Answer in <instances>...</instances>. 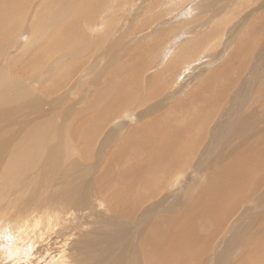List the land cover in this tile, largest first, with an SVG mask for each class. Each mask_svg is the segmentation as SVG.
I'll return each mask as SVG.
<instances>
[{
	"label": "bare ground",
	"instance_id": "bare-ground-1",
	"mask_svg": "<svg viewBox=\"0 0 264 264\" xmlns=\"http://www.w3.org/2000/svg\"><path fill=\"white\" fill-rule=\"evenodd\" d=\"M23 1L0 0V22L3 20L2 12L17 11ZM103 1L107 0H96L97 3ZM142 1L132 3V7L137 9L135 13L141 11L138 5ZM147 1L150 4L148 14L152 13L154 17L152 22L145 21L140 32L160 26L162 19L164 25L170 20L168 12H160L162 3L159 0ZM209 1L215 4L206 5ZM25 2L26 5L37 6L32 15L38 29L53 8L59 12L60 18L65 14L64 11L68 15L52 27L47 44L33 51L28 62L15 72V77L31 83L27 74L34 73L33 78L38 76L39 81L43 82L46 78L40 74H49L51 65L61 59H54L55 55L46 51L64 46L70 56L64 59L63 67L70 69L71 73L63 79L69 78L75 83L76 76L81 72L78 81L70 88H79L84 80L88 84L86 88L82 86L81 90L72 91L70 96L78 94L82 101L88 98V103L81 107L85 111L82 116L76 115L69 106L60 111L66 101V94L65 98L61 97L50 86L46 91L52 99L36 98L29 101L19 96L21 90L15 88V85H2L4 75L0 72V165L8 168L0 175V218L19 215L14 229L7 222L0 221V264H21L22 261L27 264H71L67 262L72 258L69 253L71 250L75 252L73 256H80L74 264H102L108 259V251L95 254L93 250L99 246L90 243L93 233L97 231L90 219L97 222L101 218L106 202L95 203L89 208L86 216L79 219L86 220L84 225L82 221L75 222L69 230L59 234L62 242H55L58 246L56 254L46 256L37 249L45 241L40 238L42 227L50 231L61 230L71 212H83L75 204L83 199L75 203L67 202L61 198L60 193L76 177L86 180V170L90 165L97 170L98 174L94 172L96 175L103 172L98 179V186L92 189L94 193L100 194L104 190L108 192L110 182L120 185V192L128 203L119 199L120 204L116 202V207H129L131 212L144 218L137 220L138 223L144 221L145 230L134 234V239L140 236L141 240L137 241L132 255L141 252L143 239L147 236L151 260L149 262L146 257H139L135 264H181L180 259L175 257L176 250H169L168 247L181 246L193 236L192 232L203 220L209 222L211 231L205 234L204 227L198 234L197 244H190L188 248L196 251L198 245H202V254L208 253L210 258L205 260L207 256L201 254L197 263L189 261L188 264H264V83H261L259 89L253 88L255 81L264 75L261 72L264 70V0H203L196 7L197 12H202L200 17L192 19L195 29L192 27V31L182 33L173 43L165 46L157 33L155 40L147 42L146 49V43L143 42L133 47L137 39L132 46L119 42L108 53L105 51L112 42L109 38V16L113 14L106 15L103 21H94L93 3H84L83 9L77 12L66 5V0ZM114 8L115 5L109 6L107 14L113 12ZM208 8H211L212 15H207ZM84 11L87 12L84 14ZM191 11L189 9L185 12ZM120 19L127 22L128 14L121 13ZM228 20H231L230 26ZM117 22L120 23L118 19ZM240 24L245 27V35L240 44L227 46L230 49L227 50L225 42ZM208 25L211 28L205 29ZM103 27H107L104 33ZM180 28L182 26H176L163 34L167 33L170 37ZM121 30L118 39L128 41L132 38V30L124 27ZM186 34H193L191 37L194 39L185 41L189 38ZM212 38L220 39L223 49L215 52L209 62L207 59L210 56L206 59L193 86L205 90L207 84L217 82L225 88L230 85V89L226 96L219 94L209 100L205 96L203 105L215 106L210 114L212 121L222 110L216 127L205 131L202 145L206 140L212 141L211 148L207 149L187 140L174 128L172 122L179 117L174 108L182 89L192 83H186V76L195 64L201 63V56L198 55H201L200 51L206 41ZM182 39L184 43H181ZM97 44H100L101 54L113 58L110 62L105 60L101 70L105 75L99 80L87 76L88 73L92 76L94 72L89 70L93 64L86 51L90 45ZM10 53L12 55L13 51ZM77 55L81 58L79 61L71 60ZM224 57L226 61L219 62ZM8 62L7 58H0V69ZM61 67L62 62L56 66L49 82L58 80L57 72ZM237 74L241 81L234 83ZM128 88L132 92L126 90ZM188 101L191 100L188 98ZM47 103L54 106H49L50 112L41 110ZM140 108L144 110L137 112ZM124 113L125 118L122 116ZM104 115H112V118L100 133L99 127ZM156 115L158 119H150ZM145 123V131L150 132V135H138L130 128V125L136 128ZM72 126L73 129H70ZM190 128H193L192 120ZM67 133L74 143L76 156L68 150ZM100 138L105 145L111 144L113 151L104 161L96 151L95 139L99 142L102 140ZM163 140L168 144L167 152L162 150ZM87 148L88 152L84 154ZM195 149L194 166L192 162L185 165V160L193 159ZM30 151L34 153L33 156L28 155ZM211 153L221 158L226 156L228 164L223 166L221 163L223 167L215 168ZM38 156L46 160L43 169L38 166ZM234 159L241 161L236 163ZM81 160L88 162L87 169L79 165ZM252 168L258 172L254 178ZM211 171L215 172V176L210 174ZM183 174H188L190 180L186 181ZM48 175L58 181L55 184L57 189L50 194H44L46 191L40 194L39 190L32 187H37ZM221 177L226 178V182L214 187ZM251 177L253 181L250 183ZM258 180L259 183L256 182ZM207 182L208 185L195 196L192 194L193 187L206 185ZM134 183H139L138 187L146 192L144 198L132 195ZM43 187L46 186L43 185L40 190H44ZM82 187L80 182L74 197L81 194ZM85 191L82 192L83 198ZM37 198L51 203L46 205L34 202L33 199ZM230 212L234 214L229 216ZM221 218L227 222L222 233L217 234L218 224L215 221ZM82 228L84 231H81ZM121 238L126 244L132 242L128 234H123ZM207 244H211L209 250ZM117 247L113 248L114 252L119 250ZM184 248L186 244H183L181 250L189 252L193 259L197 258ZM92 254L100 260L98 263H94ZM122 257L126 259L124 255Z\"/></svg>",
	"mask_w": 264,
	"mask_h": 264
},
{
	"label": "rangeland",
	"instance_id": "rangeland-1",
	"mask_svg": "<svg viewBox=\"0 0 264 264\" xmlns=\"http://www.w3.org/2000/svg\"><path fill=\"white\" fill-rule=\"evenodd\" d=\"M25 1L26 0H24L23 3L20 4V7L17 11H4L1 13L3 20L0 22V58L2 60L5 58L9 60L8 64L2 69H0V72L4 75V78L1 81V84L2 85H15V88H17L18 90H21L19 96L22 98H26L29 101H34V99L36 98L52 99L49 96L48 92L46 91V88L50 86V88L54 92L58 93L61 97L65 98V94H66V101L63 104L62 108H60L61 109L60 111L66 110L67 106H69L72 108L73 112L76 115L82 116V114H84L85 111L82 110L81 107L85 106L88 103V98L82 101L80 100L78 94H74L70 96V93L72 91L81 90L82 86L86 88L88 84L84 80L80 84L79 88L77 89L70 88L74 86V84L78 81L79 77L82 75L81 72H79L78 75L76 76L75 83L72 82V80L69 78L63 79L65 76H68L71 73L70 69H66L63 67L64 59L70 56V53L67 50H65L64 46H57L52 50L46 51V53H51L55 55L54 59L58 57H60L61 59H57L51 65L52 70L49 74H47L46 72H44L43 74H40L41 77L46 78L45 80H43V82L39 81L38 76H36L34 79L33 78L34 73L27 74V76L31 78V83L33 84L28 82L29 80L25 81L23 79L16 78L14 75L15 72L20 67H22L28 62V60L31 58L33 54V51L37 47H43L47 44V38L51 33L52 27L56 25L60 20H62L65 16L68 15L67 14L68 12L64 11L65 14H63V16L60 18L59 12L53 8L48 18L44 20V23L41 26V28L38 29L36 24L34 23V19L32 15V13L36 11L37 6L34 4L26 5ZM135 1L137 0H107V1L97 3L96 0H66V5H69L75 11L80 12V10L83 9L84 3H93L94 4L93 10L95 11L94 21H97V20L103 21L106 18V15H110V14L114 15V16H109L110 17V20H109L110 37L109 38L111 39L112 42L110 43V46L105 51V53L110 52L113 48L118 46L119 42L126 43L125 46L127 45L132 46L133 41L137 42L136 41L137 39H138V42L135 43L133 47H135L139 42H143L144 44L146 43L145 44L146 46L145 49H146L148 46L147 42L151 43L153 40H155L157 33H158V38L162 39L163 44L166 46L168 43H173L178 36L182 35V33L187 32V31H192L193 29H195L192 21L194 20V18L200 17L199 14L202 13L200 11L197 12L198 8L196 7H198V4L200 2L202 3L203 0H191L192 2L190 0H188L190 2H188L187 0H159L162 3L160 12H164V11L168 12L169 14L167 15H168V18H170V20H167V24L164 25V21L162 19L160 22V26H158L159 28L156 26H153L151 30L140 32L141 31L140 29H142L143 27L142 25L145 24V21L148 20V22H152L154 15L152 13L148 14L150 12V10L148 9L150 7V4H149V1L147 0H143L138 5V7L142 9L140 12L136 11L135 13L134 10L136 9V7L135 8L132 7V3H134ZM183 2L184 4H182ZM205 4L208 6H211L215 4V2L209 1ZM113 5H115L113 12H110L107 14L109 10V6L112 7ZM191 5H193V7ZM181 6L183 9H186V10H182ZM189 9H191L193 13L192 11L188 13L185 12ZM156 11L158 13V10ZM86 12L87 11H84L83 13L85 14ZM121 13L125 15L128 14L127 22H124L122 19L119 20V16L121 15ZM146 13L147 15H145ZM71 14H77V13L71 12ZM142 14H144L145 16H142ZM207 15H212L211 8H208ZM79 16H82V14H80ZM134 16L136 17L135 19H133ZM186 16H188L189 18ZM117 19L120 23L117 22ZM216 22L213 21L212 23H216ZM230 23H231V20H228V23H227L228 26H230ZM176 26H182V28H180L170 37L168 36L167 33H165V35L163 34L164 31L172 30ZM123 27L126 30L130 29L134 32L132 35V38L129 39L128 41L118 39L120 35L122 34L121 29ZM192 27L194 28L192 29ZM103 28L104 29L102 30V33L106 31L107 27H103ZM209 28H211L210 25H208L205 29H209ZM192 35L193 34H186L185 36L189 38L186 39L185 41L190 42L191 40H193L194 37L192 39L191 37ZM244 35H245V27L243 24H240L238 28L231 33L229 39L225 42L224 46L227 48V46L240 44L242 41V37ZM106 39L107 38H105V40ZM183 40L184 39L181 40V43L185 42ZM221 44H222V41L220 39L213 40L212 38L206 41L204 47L200 51L201 55H198V56H201V63L197 65L195 64L193 66L194 68L191 69L192 71H190V73L187 75L189 77L186 76V79H187L185 80L186 83L188 82H192V83H189L188 88L182 89L178 97V104L174 108L179 113V117H176L172 122V125H175L174 128L179 133L183 134L187 140L193 141L195 143H199L200 145H202V142L204 140L205 131L207 129H214L216 127L215 124L220 114L222 113V110H220L216 118L212 121L210 114L213 111L215 106L214 104L207 105V106L203 105L205 101V96L207 95L206 97L208 98V100L219 94L221 95L223 94L226 96L229 94L230 85L225 88L224 86H221L217 82H212L211 84L206 85L205 90H202V88L200 87L193 86V83L194 81H196V78L200 74L199 71L201 70V68L205 66L206 59L210 56L207 59L209 62L210 59L213 58L215 52L217 51L219 52L223 49V46H220ZM99 47H100V44L90 45L88 48V51H86V53H88V58L90 59L89 61L92 62L93 64V67L90 68L89 70L94 72L92 76H90V73H88L87 76L91 78L96 77V80L103 78L105 75V73L101 71L103 69V66L105 65V60L106 62L107 61L110 62L113 59V58H110L109 55L101 54L99 52L100 51ZM206 47H208L207 50H205ZM227 50H230V49L227 48ZM11 51H13L12 55L10 53ZM203 52H205V54ZM80 59L81 58L78 55L71 58V60L73 61H79ZM103 61H104V64H103ZM224 61H226L225 57L219 62H224ZM60 62H62V67L57 72L58 80L49 82L48 80L49 77L54 73L56 66ZM261 72H264V70H262ZM238 80L241 81V77L239 74L236 75L234 83H239ZM34 82L36 83L34 84ZM262 82L264 83V75L255 81L253 88L259 89L261 87ZM127 87L128 85H126V88ZM126 90H128L129 92H132L131 88H128ZM188 98L191 101H188ZM160 99H157L156 101ZM49 106L54 107L52 104L47 103L45 108L41 110H47L50 112ZM140 109L137 110V112L138 111L141 112L144 110V108H140ZM70 115H74V114L71 113ZM122 116L125 118L126 113H124ZM111 118H112V115L103 116L102 123L99 127L100 133L102 132V130L104 129V127L106 126V124ZM150 119H158V116L156 115ZM190 120H192L193 128H190ZM58 121L63 122V124L65 123L62 119H59ZM145 127H146V123L144 125L137 126L136 128L134 125H130L131 130L134 131L136 134L150 135V132L145 131ZM113 128H116V127H113ZM70 129H73V126L70 127ZM49 132H50V129H49ZM83 135L84 134L80 135L78 137V140H80L81 136ZM66 137H67L66 144H67L69 152L73 154L74 156H76V149L74 148V143L72 141V138L70 137L68 133L66 134ZM181 139L183 140L182 137ZM97 140L98 139H95V144L97 145L96 151L100 154L99 156L101 160L104 161L113 152L111 150V144L105 145L103 143V139L99 142H97ZM202 146L206 147L207 149H210L212 146V141L206 140L204 141ZM196 149L193 154V159L189 158L188 160H185V165H189L192 162V165L194 166L196 162ZM162 150L165 152H167L168 150V144L164 140L162 141ZM87 152H88V148L86 149L84 154H86ZM28 155L33 156L34 153L30 151ZM211 157L215 163V168H221L224 165L228 164L226 162V156L221 158V157H217V155H215L214 153H211ZM240 161L241 160L234 159V162L236 163ZM221 163H223V166L221 165ZM79 165L83 169L88 168V162L86 160L79 161ZM38 166L42 169L46 167V160L43 157L38 156ZM254 166H257V165H254ZM253 168H252L253 170L252 177L254 178L255 176H257L258 172H256L255 169ZM7 169L8 168L5 167V165L1 164L0 165V175H2ZM90 169H91V172H90ZM95 171L97 172V170L93 169V167L90 165L89 169L86 170V174H85L86 180H83V179L80 180V178L76 177L74 181H70L69 184L65 185L64 191L60 193L61 198L67 202H74V203L75 201L83 199L82 202L75 203L76 206L79 209H81L83 212L76 213V214L71 212L66 224L61 230H58V231L51 230L50 231V229L46 228L45 226L42 227L40 231V238H44L45 241L42 244H40L37 247V249L46 256H48L49 254H56L58 246L55 244V242L57 243L62 242V239L58 237L59 234L61 232L69 230L70 226L74 224L75 222L79 223L80 221H82L84 225L86 220H79V219L86 216L89 208L95 203L106 202L107 206L102 209L104 214L101 216V218L97 219L98 220L97 222L95 219H90V221L94 223V228L97 230L95 231V233H93V236L90 239V243L93 242L99 246L98 249L93 250V253L103 254L106 251H108V259L104 260L102 264H135V260L139 257H146L148 261L150 262L151 259L149 258V249H151V247L148 246L147 236L143 239L144 246H142V248L140 249L141 252L137 253L136 255H132L134 251L133 250L134 246L136 245L137 241L141 240L140 236L137 239H134V234L136 233V231L145 230L144 221H142L141 223H138L137 220H140V219L144 220V218L140 215H136L133 212H131L129 207H123V208L116 207V202L119 203V199L124 200L125 204L128 203L127 199H125V197L120 192V189L122 188L120 185L117 186L116 184H113L112 182H110L109 183L110 186L108 187V192H104L105 191L104 190L100 194L94 193L92 189H95V187L98 186V179L103 174V172L102 173L99 172V175H96L94 173ZM28 174L29 173H27L26 175L28 176ZM188 174H183L186 181L190 180ZM210 174L212 176H215L214 171H211ZM198 176L202 177L200 175ZM252 177H251V181H249L250 183L253 181ZM239 178L241 179L242 177H239ZM57 182L58 181H56L54 177L51 178L48 175L45 181L41 182L37 187H32V188L34 190H39L38 192L40 194H43L45 191L46 192L44 194L46 193L50 194L52 190L57 189V186L55 185ZM80 182H82L83 184V187L81 188V194L78 197L77 196L74 197V192L76 191V189L79 188ZM224 182H226V178L221 177L219 178L217 183L214 184V187L218 186L219 183L223 184ZM256 182L259 183V180ZM43 185H45L46 187H43L44 190H40V188ZM155 185H158V183L155 182ZM207 185H208V182L206 183V185L199 184L193 187L191 189L192 194L195 196L199 190H201ZM138 186H139V183L133 184L132 195L134 196L135 194L136 197L144 198L146 195V192L143 189L139 188ZM32 188H30L29 191ZM84 189H86V191H85V196L83 198L82 192L84 191ZM184 192L185 191L183 190V193ZM33 201L38 202V203L41 202L46 205L51 203V201H46L40 198L33 199ZM96 205L98 206V204ZM230 214H234V213L233 212L228 213L229 216ZM27 217L29 218L30 215H28ZM18 218H19V215L17 214L15 217L0 218V221L7 222L10 225V228L14 229L15 227L14 223L18 222ZM21 221H23V219ZM202 222L199 223L197 225V228L192 232L193 236L190 239H188L190 242L188 240H185L183 243V244H186V248L184 249H187L188 251L195 254L197 257L196 259H193L192 255L189 254V252H187L186 250H181V248H183V244L181 246L175 245V246L168 247L169 250H173V249L176 250L175 257L180 259L181 264H188L189 261H192L193 263H197L198 257L201 256L203 252L201 251L203 247L202 245H198V248H196V251L193 250L191 247L188 248V245L197 244L198 234L203 231L202 229L204 227H205L204 228L205 234L206 232L211 231L212 227H209L210 225L209 222H206L205 220H203ZM215 222L218 224L216 233L221 234L225 228L227 220L221 218V219L216 220ZM85 229L86 230L88 229L86 225H85ZM81 231H84V228H82ZM123 234L130 235L132 239V242L130 244H126L123 242L121 238ZM189 234L190 233H187V235ZM69 239L73 240L72 236H69ZM69 243H71V241H69ZM116 245H119L121 248L117 247ZM210 245L211 244H207L208 250H209ZM69 246L67 248L71 250V247ZM115 247L119 249L116 252L113 251V248ZM213 248H214V245H213ZM69 253L71 254L70 257L72 258L69 259V261L67 262L71 264L76 263L80 256L77 254H75L76 256H73L74 255L73 253L75 252L72 250ZM122 255L126 257L125 260L123 259ZM202 255L207 256L208 253H205ZM91 258H93L94 263H98L100 261V260L99 261L97 260L96 255L92 254ZM209 258L210 257L207 256L205 257V260H209ZM21 264H27V263L25 261H22ZM236 264H240V263L237 262Z\"/></svg>",
	"mask_w": 264,
	"mask_h": 264
}]
</instances>
